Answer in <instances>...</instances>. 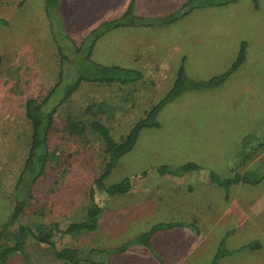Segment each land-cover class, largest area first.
Instances as JSON below:
<instances>
[{"label":"rangeland","instance_id":"374dc122","mask_svg":"<svg viewBox=\"0 0 264 264\" xmlns=\"http://www.w3.org/2000/svg\"><path fill=\"white\" fill-rule=\"evenodd\" d=\"M189 1L202 7L175 24L151 28L149 64L164 60L157 44L164 36L173 41L178 64L190 35L195 45L184 70L189 81H205L226 72L242 41L246 43L244 62L220 86L187 89L161 107L157 125L139 132L133 148L103 181L110 186L134 177L130 192L109 196L95 189L102 212L94 230L53 236L58 249H76L85 257L91 249L103 251L79 264H264V147L253 150L256 142H252L245 164L238 157L245 138L264 135V0H236L221 6L208 5L211 0ZM112 2L108 9L118 11V18L127 11L136 15L133 1ZM80 5L81 1L0 0V17L6 21L0 24V227L9 222L15 184L28 154L31 129L24 103L29 98L40 103L62 72V82L42 107L56 110L48 132L50 158L23 214L8 230L20 224L33 232L35 226L51 222L64 228L84 220L89 190L107 161L104 144L89 124L101 122L116 143L122 141L170 90L177 75L173 69H140L133 64L143 75L139 82L81 83L60 103L77 69L87 66L75 49L82 46L86 51L92 43L89 31L79 26L96 21L69 17ZM44 9L49 18L43 16ZM145 28L121 26L106 34L95 43L90 59L129 65L118 60L116 47L125 48L118 44L119 37L128 36L127 32L138 35ZM113 32L118 45H105ZM59 51L71 60H61ZM69 122L83 128L82 133L68 130ZM187 163L200 169L182 176L158 172L160 167L174 170ZM233 168L260 180L233 184L227 190L209 181L210 172L225 178ZM159 222L177 225L154 233L149 246L133 244L115 252ZM248 243L260 247L243 249ZM217 253L220 256L213 263ZM6 264L62 262L49 246L28 234L20 252L12 253Z\"/></svg>","mask_w":264,"mask_h":264},{"label":"trees","instance_id":"16d2710c","mask_svg":"<svg viewBox=\"0 0 264 264\" xmlns=\"http://www.w3.org/2000/svg\"><path fill=\"white\" fill-rule=\"evenodd\" d=\"M234 1L236 0H211L208 5L221 6ZM199 7H202V5L200 4L195 6V1L188 0L179 11L163 18H142L133 15L132 11H127L119 19L103 23L92 30L89 33L90 37L92 38V43L89 45L86 51L84 50V48H82V46L75 49V53L79 54L80 58L82 57V60L84 59L87 66L84 65L85 67L83 66L77 69L76 77H74L73 80L69 82V84H67L60 103L62 101H66L77 90L81 83H119L121 85H124L127 83H135L142 80L143 75L138 70L123 68L117 65H103L95 63L90 59L93 45L101 35L105 34L109 30L121 26H167L175 22L180 17L188 14L194 8ZM46 14H48V9H46ZM48 15L47 17L49 18ZM0 24H6L5 19L0 18ZM58 54L59 58L63 61H66L67 59L69 61L71 60L60 51ZM244 58L245 43L243 42L241 43L237 56L231 64L230 68L226 72L218 76L211 77L210 79L205 81H189L188 77L185 75L183 66H180L170 90L154 105H152V107L149 108L145 117L138 120L120 142L116 143L111 138L109 130L104 124L96 120L92 121L89 124V128L93 133H96L101 138L105 147V153L107 154V161L104 164L103 171L100 176L94 180V186L89 190V206L86 210V218L82 221L71 222L64 228H61L56 222H51L47 226L41 224L35 226L33 232L28 226L20 224L17 225L14 229L8 230L9 227H14L17 224V221L23 214L24 208L28 205L29 200L32 198V187L38 180V178L44 173L48 160L50 158L47 140L48 132L52 126L53 115L56 110L52 109L50 111H44L42 107L54 94L56 88L62 82V72L60 71L59 82H57L54 87L48 91L47 95L40 103L33 98L27 99L24 103L25 117L29 122L31 129L30 142L27 157L23 164L17 183L15 184V202L9 222L8 224L0 227V264H6L9 256L12 253L20 252V250L24 246L25 239L27 238L28 234H31L32 238L36 242L49 246L53 252V256L56 259L60 260L62 264H79L81 260H85L84 258H86V260L88 261L89 259H91V255L101 254L103 251L99 249H91L90 252H88V256L85 257L76 249H72L69 247L58 249L56 248L52 240L53 236L56 234L65 235L81 231L94 230L98 225L99 216L102 212V208L95 201V189L104 191L109 196H116L127 194L128 192H130L134 185V177H126L122 181L114 183L110 186H104L103 181L109 175L112 168L116 165L117 161L133 148L138 138L139 132L145 127L156 126V114L161 109V107H163L165 104L173 100L175 97H177L187 89H209L216 88L223 84L228 76L243 62ZM67 128L68 130L77 134H81L83 130V128L81 127H78V129L77 124H74L72 122H69L67 124ZM252 142H256V147H253V150L263 148L264 135L259 139L249 137L243 140L242 149L238 155L241 164H245L249 160L251 154L247 151V148L251 145ZM199 169L200 167L197 164L187 163L174 170H168L166 167H160L158 169V172L161 175L168 174L182 176L184 173L190 171H198ZM250 175L251 174L249 172H238L233 168L232 174L225 178H220L213 172H210L208 176L210 182L215 183L227 190L233 184H256L259 182V178L251 179ZM176 225V223H156L151 226V228L147 232H144L140 237L127 242L119 248H116L115 252H122L128 245L133 244L149 246L150 239L154 233L162 229L172 228ZM183 225L184 224L181 223V226ZM259 247V243H248L243 246V249H258ZM219 256L220 254L217 253L215 258L213 259V263L217 261V258H219ZM92 264L97 263L94 262Z\"/></svg>","mask_w":264,"mask_h":264},{"label":"crops","instance_id":"0c3cea01","mask_svg":"<svg viewBox=\"0 0 264 264\" xmlns=\"http://www.w3.org/2000/svg\"><path fill=\"white\" fill-rule=\"evenodd\" d=\"M18 1H22V0H18ZM62 1H75V2L81 1V5L75 7L74 10H72L74 12H71L69 14V17H71V18L76 17L77 19H81V21H83L85 23L92 21V20H95L96 21L95 23L93 22L92 24H87L88 26L86 24H82L79 26V30L89 31V33H90L92 30H94L95 28H97L98 26L103 24L104 21L106 23V22H110L113 20H117V18L119 16L118 11L112 13V11L110 9H108V5H110V6L113 5L112 1H115L114 3H116V1H133L134 13L136 14L135 16L142 17V18H148V17L149 18H157V17H161V16L165 17V16H168V15L175 13L176 11H179L182 8V6L188 0H184V1L183 0H62ZM194 10H195V8L193 10H191V12H189L188 14L192 13ZM188 14H186L184 16L187 17V16H189ZM43 16L47 17L45 9L43 12ZM184 16H182V17H184ZM0 18H2V17H0ZM177 20H179V19H177ZM175 22H173L172 24H175ZM125 27L131 28V26H125ZM146 27L147 28H145V29L147 31H145L143 29L144 31H142L138 35H136L133 32L132 33L127 32L126 34L128 36L119 37L122 40V42H120V43H118L116 41V39H117L116 33L117 32H113L112 35H110L107 39L108 44H105V43L104 44L109 46V43H112L111 44L112 47L115 45H118V44H124L125 48L117 49V47H116V50L119 51L118 54L120 55L118 60L124 59L126 62L122 63V64H129V65H121V63L120 64L111 63V64H103V65H117V66H120L123 68L134 69L135 67L133 66V64H136V65H140V67H137L140 69H165V70L166 69H169V70L173 69L175 71H178L179 67L183 66V68L185 70V68L188 67L187 55H188V53L191 54L190 48H193V46L195 45V41L192 40L193 38L191 37V35L188 37L187 40H185V41L189 42V44L187 45V50L183 54L185 56L180 58V62H178V64L176 61L175 54L172 53V51L175 50L176 48L173 44V41L171 39H169L168 36H164V37H161V39H157V44L162 49V51L164 53V56H163L164 60H161L159 63H156V64H149L148 57H149V53H150L149 46H152V44L150 43V33H152V31H151L152 27H150V26L149 27L146 26ZM154 27H157V26H154ZM118 28L109 30L104 35H101L96 40V42L100 38H102L103 36H104L103 38H106L105 37L106 34L112 32V31L118 30ZM47 30H48V28H47ZM165 35H166V33H165ZM118 41H119V39H118ZM243 42L244 41H242L241 43H243ZM95 43L93 45V48L95 47ZM188 47H189V50H188ZM113 50H115V49H113ZM245 50H246V43H245ZM110 58L112 61L111 56H110ZM122 60H120V61H122ZM171 60H173V61L171 62ZM92 61L95 63H98V62H96V60L95 61L92 60ZM243 62H244V60H243ZM108 63H110V62H108Z\"/></svg>","mask_w":264,"mask_h":264}]
</instances>
